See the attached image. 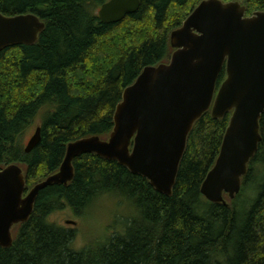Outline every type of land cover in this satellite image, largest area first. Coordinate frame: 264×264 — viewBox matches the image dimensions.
I'll list each match as a JSON object with an SVG mask.
<instances>
[{
	"label": "trees",
	"instance_id": "1",
	"mask_svg": "<svg viewBox=\"0 0 264 264\" xmlns=\"http://www.w3.org/2000/svg\"><path fill=\"white\" fill-rule=\"evenodd\" d=\"M105 1L0 0V14L32 13L45 25L36 42L0 51V168L18 164L26 189L58 169L69 142L108 138L124 88L144 67L169 61L170 33L201 0H140L136 12L102 23ZM235 1L247 15L264 10V0ZM224 77L222 69L218 84ZM37 117L40 141L26 152ZM228 118L207 111L194 123L170 195L115 160L78 156L72 180L40 190L28 220L12 228L0 264H264V113L240 191L224 194L227 205L200 193ZM103 195L118 198L125 215L112 232L76 247V230L51 215L82 216Z\"/></svg>",
	"mask_w": 264,
	"mask_h": 264
},
{
	"label": "water",
	"instance_id": "2",
	"mask_svg": "<svg viewBox=\"0 0 264 264\" xmlns=\"http://www.w3.org/2000/svg\"><path fill=\"white\" fill-rule=\"evenodd\" d=\"M140 0H107L97 16L116 23L137 11ZM44 22L32 13L0 14V50L36 42ZM169 61L143 68L124 88L107 139L86 136L67 144L58 169L26 189L22 168H0V246L12 244V228L28 220L39 191L68 184L73 160L86 153L115 160L145 177L155 191L170 195L194 123L209 112L229 115L218 155L200 186L211 202L227 205L261 141L264 113V10L246 15L239 1L201 0L170 33ZM224 69L225 77L218 84ZM40 141L36 126L24 150ZM72 221H66L69 223Z\"/></svg>",
	"mask_w": 264,
	"mask_h": 264
},
{
	"label": "rangeland",
	"instance_id": "3",
	"mask_svg": "<svg viewBox=\"0 0 264 264\" xmlns=\"http://www.w3.org/2000/svg\"><path fill=\"white\" fill-rule=\"evenodd\" d=\"M38 122L39 117L35 119L34 124L28 129L23 138V144L28 142ZM114 199L118 198L113 195H103L82 216H76L69 209H65L53 213L50 219L56 221L58 224L74 228L76 230L74 245L79 247L86 243L88 238L93 237L99 239L115 229L112 224L116 217V222L119 223L120 216L126 213V207L119 205ZM66 221L72 222L66 223Z\"/></svg>",
	"mask_w": 264,
	"mask_h": 264
},
{
	"label": "bare ground",
	"instance_id": "4",
	"mask_svg": "<svg viewBox=\"0 0 264 264\" xmlns=\"http://www.w3.org/2000/svg\"><path fill=\"white\" fill-rule=\"evenodd\" d=\"M1 51V50H0Z\"/></svg>",
	"mask_w": 264,
	"mask_h": 264
}]
</instances>
